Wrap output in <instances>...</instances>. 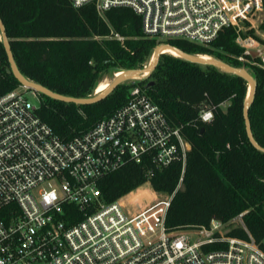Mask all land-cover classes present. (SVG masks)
I'll return each instance as SVG.
<instances>
[{
    "label": "built area",
    "instance_id": "2783aa9c",
    "mask_svg": "<svg viewBox=\"0 0 264 264\" xmlns=\"http://www.w3.org/2000/svg\"><path fill=\"white\" fill-rule=\"evenodd\" d=\"M71 1L94 4L100 15L132 9L159 46L169 39L208 46L233 27L236 43L247 55L256 52L264 69V0ZM40 94L20 85L0 96V264H264V240L256 242L242 214L207 227H167L191 145L146 91L134 88L125 106L69 140L38 116L29 97ZM200 118L211 122L213 110L204 108ZM129 162L150 165L146 183L106 202L101 181ZM177 163L176 190L156 191L155 174ZM141 189L150 196L131 201ZM235 228L248 238L229 236Z\"/></svg>",
    "mask_w": 264,
    "mask_h": 264
},
{
    "label": "trees",
    "instance_id": "16d2710c",
    "mask_svg": "<svg viewBox=\"0 0 264 264\" xmlns=\"http://www.w3.org/2000/svg\"><path fill=\"white\" fill-rule=\"evenodd\" d=\"M0 19L20 74L72 99L93 98L107 74L146 68L159 45L157 39L144 34L142 18L126 7L100 15L94 4L77 8L71 0H0ZM236 37V30L227 27L208 46L181 39L160 44L191 56L207 55L251 74L256 88L249 120L254 140L264 148V69L258 66V57L247 55L236 43ZM9 71L0 29V96L21 85ZM137 87L146 91L191 145L182 187L168 211L167 227L172 231L207 227L214 219L227 223L242 214L256 242L263 241L264 153L247 135L244 107L249 84L244 78L162 54L146 78L124 81L92 104L76 105L41 93L37 114L55 134L69 140L125 106ZM206 107L214 112L209 123L200 118ZM149 167L129 162L105 177L100 187L106 202L143 186ZM181 174L182 165L174 164L157 172L152 186L172 194ZM135 194L131 201L135 202ZM229 236L248 238L241 228L232 229Z\"/></svg>",
    "mask_w": 264,
    "mask_h": 264
},
{
    "label": "water",
    "instance_id": "95a60500",
    "mask_svg": "<svg viewBox=\"0 0 264 264\" xmlns=\"http://www.w3.org/2000/svg\"><path fill=\"white\" fill-rule=\"evenodd\" d=\"M0 29H1L2 34H3V43H4V46H5V49L7 51L9 61L11 64V71H9V72L13 73L15 75V77L19 80L20 84L28 86L29 88L37 90L40 93H44V94H46L52 98L62 100V101L68 102V103H74L76 105H88V104H92V103L99 101L100 99L105 97L110 91H112L115 87H117L119 84H121L124 81H127L128 80L127 77L131 74L138 73L140 75H144L145 73H148V75H149L154 70L155 65H156L160 55H162L161 51L165 47L164 45L157 47V50H156L157 59H156L155 65L153 67L149 66V67H146L144 69H138V70L123 72L120 77H117L116 82L113 85H111V87L109 88V90L105 94H103L99 97L94 96L93 98H90V99H72V98H66V97L59 96L58 94L46 89L45 87H43L39 84L34 83V82H28L26 80V78H24L20 74V72L17 68V65L14 61L13 55H12L11 50H10L9 39L6 35L5 27H4L1 19H0ZM173 49L178 51L182 55V58L185 60H188V61L196 63V64H201V65H211V66H214L216 68L222 69L224 71L227 69L229 73H233V74H236V75L244 78L247 81V83L249 84V86H252V92L251 93L248 92V99H247L245 107H244V117H245L247 135H248L250 142L257 149H259L260 151H262L264 153V148L260 147L256 143V141L254 140L252 130H251V124H250V120H249V106L254 99V90L256 88V83H255L254 79L252 77H250L247 73H245L243 70L236 69V68H234V67H232V66H230V65H228L222 61H218V60H214V59H212L210 61H201V60H198L197 56L188 55V54H186V53H184V52H182L176 48H173ZM252 56L257 57L258 54L256 52H252Z\"/></svg>",
    "mask_w": 264,
    "mask_h": 264
},
{
    "label": "bare ground",
    "instance_id": "6f19581e",
    "mask_svg": "<svg viewBox=\"0 0 264 264\" xmlns=\"http://www.w3.org/2000/svg\"><path fill=\"white\" fill-rule=\"evenodd\" d=\"M161 53L163 54H167V55H171L173 57H178V58H182V55L176 51L175 49H173L172 47H169V46H165ZM198 57V60H201V61H210L212 60V58L210 56H207V55H199L197 56ZM156 59H157V55L154 56L151 64H150V67H153L156 63ZM225 71L228 72V70L226 69ZM122 75L121 72L119 73H116V77H120ZM148 76V73H145L144 75H140L138 73H134V74H131L127 77L128 80H139V79H143V78H146ZM108 81V80H107ZM111 87V84L109 82H101L98 87L96 88L95 90V96L96 97H99L103 94H105L109 88ZM252 92V86H250L249 88V93ZM149 197V193L144 190V192H137L135 195H134V200L135 202H139L143 199V197Z\"/></svg>",
    "mask_w": 264,
    "mask_h": 264
},
{
    "label": "rangeland",
    "instance_id": "374dc122",
    "mask_svg": "<svg viewBox=\"0 0 264 264\" xmlns=\"http://www.w3.org/2000/svg\"><path fill=\"white\" fill-rule=\"evenodd\" d=\"M164 42V41H163ZM159 43V41H158ZM159 46V45H158ZM246 73V72H245ZM250 77H252L251 74H248ZM253 78V77H252ZM108 80V81H107ZM117 80V77H116V73L115 74H107L103 77L102 81L101 82H109L111 85H113ZM250 88V86H249ZM94 96H95V92H94ZM30 101L36 105V106H39V102H40V98L39 97H33V96H30L29 97ZM226 106V105H225ZM224 106V107H225Z\"/></svg>",
    "mask_w": 264,
    "mask_h": 264
},
{
    "label": "clouds",
    "instance_id": "9594fccd",
    "mask_svg": "<svg viewBox=\"0 0 264 264\" xmlns=\"http://www.w3.org/2000/svg\"><path fill=\"white\" fill-rule=\"evenodd\" d=\"M81 3H82V0H76V4L77 5H80ZM210 117H211V114L209 113V114L204 116V119L208 120V119H210Z\"/></svg>",
    "mask_w": 264,
    "mask_h": 264
}]
</instances>
